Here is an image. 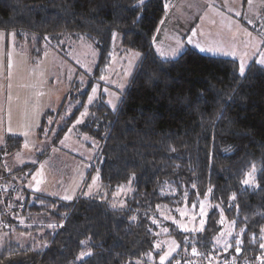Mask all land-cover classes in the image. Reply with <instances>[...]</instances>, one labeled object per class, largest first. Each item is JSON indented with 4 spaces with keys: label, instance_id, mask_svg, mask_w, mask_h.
Segmentation results:
<instances>
[{
    "label": "trees",
    "instance_id": "trees-1",
    "mask_svg": "<svg viewBox=\"0 0 264 264\" xmlns=\"http://www.w3.org/2000/svg\"><path fill=\"white\" fill-rule=\"evenodd\" d=\"M165 1L0 0V31L14 34L18 47L27 46L35 64L67 38L83 39L99 53L85 89L79 81L72 83L59 110L42 118L39 141L52 137L67 100L75 104L52 137V146L77 121L92 87L107 74L115 35L121 36L124 48L141 54L118 107L112 109L101 96L76 129L99 146L94 171L100 176V195L67 201L22 187L25 198L15 201L18 182L24 184L38 164L5 173L4 184L15 185L6 198L0 194V232L14 227L27 235L41 222L53 227L42 249L5 241L0 264H161L162 251L155 249L161 222L179 246L166 264H208L206 259L264 264V68L252 63L242 74L237 61L195 49L176 59L159 58L153 40L166 13ZM23 141L7 136L0 167L23 149ZM49 149L41 152V159ZM253 165L254 184L245 185ZM129 183L134 190L118 208L113 197ZM208 192L221 212L210 211L201 231H184L161 218L162 209L191 207ZM14 201L23 205L10 215L6 207ZM222 215L234 223L236 236L218 255ZM21 220L25 226L19 225Z\"/></svg>",
    "mask_w": 264,
    "mask_h": 264
},
{
    "label": "rangeland",
    "instance_id": "rangeland-1",
    "mask_svg": "<svg viewBox=\"0 0 264 264\" xmlns=\"http://www.w3.org/2000/svg\"><path fill=\"white\" fill-rule=\"evenodd\" d=\"M243 3V0H166V13L153 40L154 52L159 58L165 60L166 57L169 60L178 58L188 49H195L201 54L237 61L240 72L243 66V74L252 63L264 68V16H260L264 9V0H246L245 8ZM236 14L243 16V20L248 23H254L253 27L258 34L255 35L244 29L243 23H240L241 20L239 22L232 17ZM6 35L9 36L8 97L12 98L16 95L18 103H22L31 93H37L36 91L31 92L32 86L29 87L30 82L27 79L31 69V57L30 54L28 55L27 46L18 47L14 34ZM201 48L205 51H200ZM98 58L99 53L93 45L83 39L74 41L67 38L62 39L61 46L47 52L36 64L32 62L34 66L39 63L40 71L48 73L45 81L43 78V83L46 102L48 101L50 106L49 110H57L59 105L61 107L71 92L72 83L79 81L83 83L81 89H85L88 76L93 73ZM140 60L141 54L124 48L121 36L116 34L112 61L107 74L94 84L77 121L56 147L52 146L50 141L63 121L71 114L75 106L72 101L67 100L65 103L64 108L67 111L57 118L52 137L47 138L46 136V138H40V141L38 131L32 130L24 133L25 131L20 129L23 128L22 123L18 124L16 117L10 116L8 132L14 128V134L23 138L24 146L20 152L6 157L0 167L3 169L0 170L1 197L6 198L12 190V185H15L4 184L5 173L27 163L38 164V167L24 184L18 182L19 189L15 187V201L24 200L22 187L35 193L59 197L67 201H74L80 196L100 195L102 192L100 176L97 170L94 171L99 146L89 136L80 134L76 129L87 116L88 107L101 96L105 97L106 103L112 109L118 107ZM39 80L36 77L32 78L34 83ZM47 116L48 126H51L53 118L50 114ZM0 118V122L3 123L1 115ZM48 126L45 128L46 134L49 131ZM87 141H90L92 145L88 146ZM38 142L45 143V145L42 144L40 149L35 148ZM46 148H50L49 155L41 159V152ZM254 181L255 177L249 185L254 184ZM133 190L131 183L119 188L113 197V204L118 208L123 207ZM15 201L8 208L6 207L10 215L16 213L15 208L19 210L22 208L23 204L17 205ZM215 209L221 212V208L212 203L211 193L208 192L197 204L175 210L164 208L160 216L163 220L176 224L181 230L196 232L205 227L209 212ZM37 222L40 221L37 220ZM220 224L222 229L216 239L218 255L227 251L231 239L236 236L234 223L228 221L224 215L221 217ZM19 225L25 226L26 224L21 220ZM35 225L39 227L27 235L16 231L14 227L8 232L1 231L0 246L10 239L23 245L32 244L42 249L47 243V233L53 226L42 222L35 223ZM27 226L33 227L34 225ZM159 227V238L155 249L162 251L161 256L165 257L163 264H166L179 246L173 237L167 236L168 226L162 225L161 222ZM206 260L208 264H219V260L215 262ZM160 263L162 264L161 259Z\"/></svg>",
    "mask_w": 264,
    "mask_h": 264
},
{
    "label": "crops",
    "instance_id": "crops-1",
    "mask_svg": "<svg viewBox=\"0 0 264 264\" xmlns=\"http://www.w3.org/2000/svg\"><path fill=\"white\" fill-rule=\"evenodd\" d=\"M243 7L246 6V0H243ZM241 7V6H240ZM243 8V10H244ZM240 9V8H239ZM239 13V12H238ZM237 13V14H238ZM234 15L232 16L234 19L238 20L243 25L244 29L249 31L253 34H258L257 32H253L249 30L244 23H247L249 25L254 26V23H248L246 20H243V16L241 15ZM264 16V9L262 10L260 16ZM260 17V18H261ZM258 21V20H257ZM256 21V22H257ZM241 25V26H242ZM240 34L244 35L243 32H240ZM16 42V41H15ZM8 43H9V36L6 35L5 32L0 31V115L3 118V123L0 122V148L5 145L6 138L9 135H16L14 134V128H12L11 132H8V121L12 117H16L18 124L22 123L23 128H20L22 131L24 130V133H27L28 131H38L42 118L44 115L50 111L48 101L46 102L45 98V87H44V81L47 78V72L40 71L41 67L39 69V63L37 66H34L32 64V59H30V65L31 69L29 70V73L27 75V79H29L31 92L36 91L37 93H31L29 97L27 96V99L23 101L22 103H18V98L16 95L14 97L10 98L8 97V90H7V82H8V58H7V52H8ZM6 45V47H5ZM28 55H29V51ZM41 62V61H40ZM35 68L36 70H34ZM36 77L40 79L39 81H35V83L32 81V78ZM44 78V81H43ZM44 90V92H43ZM20 98V97H19ZM22 104V105H21ZM60 108V105L57 110H51V111H58ZM1 121V118H0ZM40 142L35 144V148L40 149L41 148ZM44 145V144H43Z\"/></svg>",
    "mask_w": 264,
    "mask_h": 264
},
{
    "label": "snow or ice",
    "instance_id": "snow-or-ice-1",
    "mask_svg": "<svg viewBox=\"0 0 264 264\" xmlns=\"http://www.w3.org/2000/svg\"><path fill=\"white\" fill-rule=\"evenodd\" d=\"M200 51L203 52L205 50L203 48H201ZM164 59L167 60L166 57ZM243 71H244L243 66H241V73L242 74H243ZM254 173H255V165L252 166V172L246 174V178L242 181V183L245 184V185H249L254 180ZM262 231H264V229H262ZM253 240L255 241V236H253ZM236 244H237V249L236 250H237V252H239L240 249H239L238 245L240 244V241H236ZM260 247L261 248H264V243H261L260 244ZM193 254L194 255L196 254L195 251L193 252ZM164 259H165V257L164 256H161V262H162V264H163V260Z\"/></svg>",
    "mask_w": 264,
    "mask_h": 264
}]
</instances>
